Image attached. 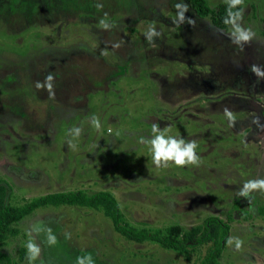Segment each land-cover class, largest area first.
<instances>
[{
  "label": "rangeland",
  "instance_id": "1",
  "mask_svg": "<svg viewBox=\"0 0 264 264\" xmlns=\"http://www.w3.org/2000/svg\"><path fill=\"white\" fill-rule=\"evenodd\" d=\"M242 5V26L255 36L236 44L232 27L215 28L184 0H0V184L9 203L108 191L138 227L189 230L208 216L233 218L229 237L243 244H227L221 263L264 264V194L250 205L237 195L264 178V76L250 70L264 71V0ZM151 28L159 35L150 41ZM50 72L51 97L35 86ZM154 122L196 140L198 164L157 168L138 143ZM33 226L50 227L58 242L49 246ZM17 227L20 236L0 247L16 264H29V239L41 248L31 264H75L88 253L95 264H197L208 249L187 260L131 242L102 212L77 206L40 208Z\"/></svg>",
  "mask_w": 264,
  "mask_h": 264
},
{
  "label": "trees",
  "instance_id": "2",
  "mask_svg": "<svg viewBox=\"0 0 264 264\" xmlns=\"http://www.w3.org/2000/svg\"><path fill=\"white\" fill-rule=\"evenodd\" d=\"M195 11L197 16L211 20L217 29L228 31L231 26L224 23L228 5L222 2L212 7L207 0H184ZM243 12V5L238 9ZM7 187L0 184V247L10 239L20 236L18 224L36 210L44 207H60L63 205L77 206L102 212L108 217L117 233L125 239L136 243L154 242L165 249L174 251L190 260L192 253L202 247H208L206 254L197 264H222L220 259L228 244L231 222L217 217L208 216L202 223L184 230L179 225L166 229H152L130 224L115 196L108 191L89 194L85 191L56 192L34 199L23 206H12L8 199ZM26 250H21L20 261H24ZM0 264H16L10 256L0 251ZM256 264V263H248Z\"/></svg>",
  "mask_w": 264,
  "mask_h": 264
},
{
  "label": "clouds",
  "instance_id": "3",
  "mask_svg": "<svg viewBox=\"0 0 264 264\" xmlns=\"http://www.w3.org/2000/svg\"><path fill=\"white\" fill-rule=\"evenodd\" d=\"M228 5L226 10V18L224 23L232 27V36L233 42L236 44H241L242 42L251 41L255 33L250 28H245L242 26L243 21V12L240 10L233 11V9H238L239 6L243 3V0H225ZM96 7L101 8V4H97ZM181 16V20H183ZM99 23L105 28H109V25L105 22L104 19H101ZM189 23L192 21L189 20ZM159 33L156 32L154 28H151L148 33V39L151 41L152 37L158 36ZM119 47V45H116ZM104 54V53H102ZM250 70L257 76H264V71H261V68L257 65H252ZM53 82L54 74L49 73L43 83L37 81L36 88H46L49 92L50 97L54 96L53 92ZM225 117L228 119L230 125L235 121L234 113L228 108L223 109ZM90 124L96 129H100L101 122L98 116L92 115L89 120ZM254 123L259 124V119L254 121ZM264 127V126H262ZM170 126L161 128L159 123L151 124V133L150 137L141 136L138 140V143L142 145L149 146L151 152L152 163L157 167L167 168L170 165H175L177 167H184L186 165H196L198 164L200 157L197 154L198 143L196 140H186L182 136H172L168 135ZM70 135L74 138L81 136L83 132L82 127H73L69 130ZM69 145L73 146L71 141ZM255 192H260L264 194V178L250 179L243 183L242 187L237 190V195L239 197L245 198L248 201L249 205L251 204L252 194ZM32 231L39 234L41 231L46 233V240L49 246L55 245L57 241L56 235L53 233V230L49 228H41L40 226H33ZM235 244V248H241L243 241L239 237H229L228 244ZM27 253L29 264L32 261L36 260L41 254L40 246L34 242V240L29 239L27 244ZM75 264H95V261L90 253L84 256H77Z\"/></svg>",
  "mask_w": 264,
  "mask_h": 264
}]
</instances>
